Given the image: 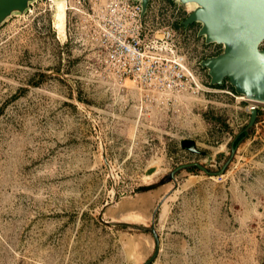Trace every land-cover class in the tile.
<instances>
[{
    "label": "rangeland",
    "instance_id": "obj_1",
    "mask_svg": "<svg viewBox=\"0 0 264 264\" xmlns=\"http://www.w3.org/2000/svg\"><path fill=\"white\" fill-rule=\"evenodd\" d=\"M151 1L148 28H175L206 90L148 98L107 75L77 0L61 22L33 0L0 24V264H143L153 234L113 222L151 225L155 208L150 264H264V108L223 175L167 180L181 163L219 169L250 112L228 81L210 84L200 61L220 46L183 25L192 5Z\"/></svg>",
    "mask_w": 264,
    "mask_h": 264
},
{
    "label": "water",
    "instance_id": "obj_2",
    "mask_svg": "<svg viewBox=\"0 0 264 264\" xmlns=\"http://www.w3.org/2000/svg\"><path fill=\"white\" fill-rule=\"evenodd\" d=\"M32 1L0 0V24L14 12L23 13ZM139 1L144 14L150 0ZM175 1L182 4L192 3V10L183 21L184 25L200 22L198 34L205 37L206 43H218L223 46L219 53L200 61L207 69L210 84L220 85L228 81L236 92L247 99L264 102V47L261 46L264 41V0ZM257 116L258 109H251L248 123L243 128L245 135L242 139L255 128ZM239 142L237 144L231 142L230 153L219 169H210L199 162L181 163L168 173L167 180H175L178 171L190 167L199 168L210 176L223 175L235 155ZM180 144L182 148L191 152L205 153L197 147L193 138H182ZM156 211L157 208L153 210L151 225L127 221L113 222L116 225H129L153 234L156 247L154 253L143 264H150L159 250V233L154 224Z\"/></svg>",
    "mask_w": 264,
    "mask_h": 264
},
{
    "label": "built area",
    "instance_id": "obj_3",
    "mask_svg": "<svg viewBox=\"0 0 264 264\" xmlns=\"http://www.w3.org/2000/svg\"><path fill=\"white\" fill-rule=\"evenodd\" d=\"M77 4L107 75L130 79L148 98L206 90L202 77L188 66L175 28L171 24L148 28L151 0L144 14L139 0H77ZM219 45L218 53L223 49ZM247 100L248 112L264 108V102Z\"/></svg>",
    "mask_w": 264,
    "mask_h": 264
},
{
    "label": "bare ground",
    "instance_id": "obj_4",
    "mask_svg": "<svg viewBox=\"0 0 264 264\" xmlns=\"http://www.w3.org/2000/svg\"><path fill=\"white\" fill-rule=\"evenodd\" d=\"M54 2V4L56 5V10H57V17L59 19V21L61 22L63 20V16H64V10H63V5L65 3V1L69 2V0H52ZM189 5V4H188ZM190 5H192V3H190ZM189 5V6H190ZM69 6V5H68ZM68 6L66 8H68ZM129 83V82H128ZM168 94V93H166ZM165 94V95H166ZM148 198L149 196L148 195H141V196H138L135 200L129 202H122L121 204V208H129L131 207V205L134 207L135 205H137V207L139 208L140 205H145L146 202H149L148 201ZM165 207V206H164ZM163 207V209H164ZM137 208V209H138ZM140 249L142 248V245H140L139 247Z\"/></svg>",
    "mask_w": 264,
    "mask_h": 264
},
{
    "label": "trees",
    "instance_id": "obj_5",
    "mask_svg": "<svg viewBox=\"0 0 264 264\" xmlns=\"http://www.w3.org/2000/svg\"><path fill=\"white\" fill-rule=\"evenodd\" d=\"M219 86V85H218ZM259 117H260V115H259ZM260 120V118H257V120L256 121H259ZM254 130V128L249 132V134L252 132ZM248 134V135H249ZM245 135V131H243V128H242V130H240L235 136H234V138H233V140L232 141H234V143L235 144H237L240 140H242V137ZM247 135V136H248ZM246 136V137H247ZM189 170H195V167H190L189 168ZM142 188H144V187H142Z\"/></svg>",
    "mask_w": 264,
    "mask_h": 264
},
{
    "label": "flooded vegetation",
    "instance_id": "obj_6",
    "mask_svg": "<svg viewBox=\"0 0 264 264\" xmlns=\"http://www.w3.org/2000/svg\"><path fill=\"white\" fill-rule=\"evenodd\" d=\"M184 25V24H183ZM189 25V24H188ZM188 25H184L185 27H187ZM216 45H218V46H220L219 44H216Z\"/></svg>",
    "mask_w": 264,
    "mask_h": 264
}]
</instances>
